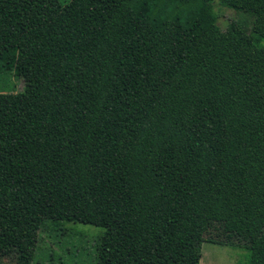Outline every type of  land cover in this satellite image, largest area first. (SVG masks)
Returning <instances> with one entry per match:
<instances>
[{"label": "trees", "instance_id": "obj_1", "mask_svg": "<svg viewBox=\"0 0 264 264\" xmlns=\"http://www.w3.org/2000/svg\"><path fill=\"white\" fill-rule=\"evenodd\" d=\"M10 51L1 207L102 228L93 264H198L193 218L259 232L264 0H0Z\"/></svg>", "mask_w": 264, "mask_h": 264}, {"label": "rangeland", "instance_id": "obj_2", "mask_svg": "<svg viewBox=\"0 0 264 264\" xmlns=\"http://www.w3.org/2000/svg\"><path fill=\"white\" fill-rule=\"evenodd\" d=\"M213 11L221 29L230 19L249 23L246 15L217 3H213ZM14 56L10 51L0 60V92L22 88L21 79L12 74ZM3 145L0 132V148ZM102 230L77 222L58 225L50 221L40 228L0 206V264H93V243ZM190 235L201 242L198 264H246L249 248H264V219L258 233L237 236L223 231L218 223L193 218Z\"/></svg>", "mask_w": 264, "mask_h": 264}]
</instances>
